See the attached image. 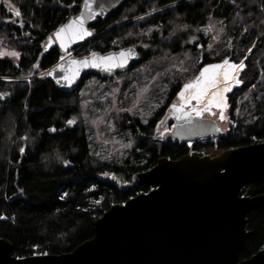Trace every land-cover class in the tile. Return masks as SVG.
<instances>
[{"label": "trees", "instance_id": "16d2710c", "mask_svg": "<svg viewBox=\"0 0 264 264\" xmlns=\"http://www.w3.org/2000/svg\"><path fill=\"white\" fill-rule=\"evenodd\" d=\"M79 4L0 0V47L19 55L16 64L0 57V238L12 244L18 258L72 251L93 237L94 221L111 205L147 192L133 183L136 172L150 169L161 157L176 160L190 153L185 144L161 143L155 137L165 105L145 123L126 113L120 124L121 116L114 117L116 127L133 138L132 150L112 158L90 152L89 125L80 119L77 94L61 92L39 76L60 59L57 49L41 53L43 39L74 15ZM207 25L212 32L205 30ZM91 29L95 38L78 55L138 47V61L124 73L134 71L139 89L147 90L145 107L156 98H174L203 66L226 59L242 62L241 85L227 94L233 128L193 151L216 147L221 152L264 142V0H127ZM36 73L28 80L12 78ZM118 74L87 75L82 83L87 78L105 83ZM130 85L135 86H123ZM135 96L125 104L132 105ZM240 193L264 194V179ZM246 217L252 235L240 259L263 246L264 203Z\"/></svg>", "mask_w": 264, "mask_h": 264}, {"label": "water", "instance_id": "95a60500", "mask_svg": "<svg viewBox=\"0 0 264 264\" xmlns=\"http://www.w3.org/2000/svg\"><path fill=\"white\" fill-rule=\"evenodd\" d=\"M125 1L80 0L78 11L41 43L43 55L57 49L61 57L41 78L69 93L87 75L106 77L129 70L138 61L134 46L75 55L94 38L91 26ZM171 119L175 123L164 138L180 143L226 133L217 121L177 110L173 104L165 109L159 126ZM262 179L264 142L217 155L192 151L176 160L161 157L132 177L134 184L149 190L111 205L94 221L92 238L67 253L23 258L15 257L12 244L0 238V264H264V243L251 257L240 259L252 235L246 216L264 203V194L240 192Z\"/></svg>", "mask_w": 264, "mask_h": 264}, {"label": "rangeland", "instance_id": "374dc122", "mask_svg": "<svg viewBox=\"0 0 264 264\" xmlns=\"http://www.w3.org/2000/svg\"><path fill=\"white\" fill-rule=\"evenodd\" d=\"M128 19V18H127ZM126 20V19H125ZM205 30L209 32L212 30L210 26L204 27ZM212 32V31H211ZM85 46V45H84ZM131 46V45H130ZM83 47V46H82ZM80 47V48H82ZM136 47V46H135ZM79 48V49H80ZM122 48V47H119ZM78 49V50H79ZM78 50L75 52L78 55ZM91 52H95L94 50H86L85 52L81 53V55H86ZM0 57L9 59L13 64H16L19 60V55L15 53L13 50H8L5 47H0ZM225 63H232L229 62L227 59L224 60L220 64L216 65H208L203 66L196 76L186 83H184L176 96L174 97V102L182 103L183 109L187 112H198V113H212L215 114L216 118L221 120L228 119L227 116V94H229L233 89L239 87L241 83L238 80L239 73L243 67L242 62L239 64H234V66H239L238 70V77H237V85L233 86L225 95V101L220 105H212L207 103L203 100L204 95L198 91L192 90L189 94L184 93V88L188 84H192L195 87L199 85L201 81H203V70L210 69L217 67L218 65L225 64ZM35 71H37L35 69ZM46 70L39 73L41 76ZM134 72V71H133ZM132 71L128 73L118 74L110 79L104 80L105 83L98 82L94 78H87L83 81L82 86L78 88L74 93L77 94V97L80 99L81 102V114L82 117L80 119L86 120V124H88V141L90 152L94 156L103 155V158L108 156L112 158L115 153H127L129 150L134 148V144L132 142L133 138L131 135L124 131L121 132L119 128L116 127L115 116L120 115L119 124L121 120L127 119L126 116L122 115L123 113L128 114L130 117H139L140 121L147 122L153 115L156 113L160 107L167 106V102L165 101L167 95L165 97L156 98L149 107H145L144 97L147 96V90L144 88L139 89L135 82V77ZM37 77V73L31 76H24V77H12L15 80L21 79H31ZM11 78V79H12ZM5 79H8L5 78ZM209 80L205 79V82ZM135 85L133 88L132 86L123 85L132 84ZM131 88V91H129ZM146 90V91H145ZM131 94V95H128ZM136 95V96H135ZM136 97V100L133 102L132 105L127 106L126 101L131 99L132 97ZM125 97V100H124ZM165 103V104H164ZM114 115V116H113ZM72 121L76 123L78 120L76 118H72ZM70 122V121H69ZM234 125L231 122V125ZM166 130L165 128H160L155 125L154 135L156 138H163V134ZM220 152L216 151L215 149L210 153V155H217ZM39 255V254H33Z\"/></svg>", "mask_w": 264, "mask_h": 264}, {"label": "bare ground", "instance_id": "6f19581e", "mask_svg": "<svg viewBox=\"0 0 264 264\" xmlns=\"http://www.w3.org/2000/svg\"><path fill=\"white\" fill-rule=\"evenodd\" d=\"M239 66L232 63H225L217 67L203 70V81L197 87L188 84L184 88V93L189 94L192 90L203 93V100L212 105H220L225 101L226 93L237 85ZM205 79L209 80L205 82ZM175 109L183 108V104L174 103Z\"/></svg>", "mask_w": 264, "mask_h": 264}, {"label": "flooded vegetation", "instance_id": "af4514ba", "mask_svg": "<svg viewBox=\"0 0 264 264\" xmlns=\"http://www.w3.org/2000/svg\"><path fill=\"white\" fill-rule=\"evenodd\" d=\"M124 72H121L120 74H123ZM165 101H167V106H165V108H164V110H163V112H162V114H161V116H160V118H159V120H158V122L155 124L156 125V128L157 127H160L159 126V123H160V120H161V118H162V115H163V113H164V111H165V109L168 107V106H170V105H172V104H174L175 102V100H174V98H172V99H170L169 101H168V97H166V99H165ZM189 114H192V115H199V116H201V117H203V118H207V119H213V120H215V121H217L218 123H219V125H220V127H221V129H223V128H225L226 129V133L223 135V136H225L226 134H228V133H230V131H231V129L233 128V124L231 125V120L230 119H223V120H221V119H219V118H216V116H215V114H212V113H196V112H194V111H191V112H188ZM151 119V118H150ZM131 120H133L132 118H131ZM134 121V120H133ZM135 122V121H134ZM174 123H175V121H174V119H171V120H169V121H167L166 123H165V125L162 127V128H165L166 127V130H165V132L166 131H168V130H170L171 128H172V126L174 125ZM128 124H129V122H128ZM161 128V127H160ZM161 128V129H162ZM154 132V131H153ZM164 132V133H165ZM218 137H220V136H218ZM218 137H215V138H199V139H197V140H194V141H192V142H182V143H180V142H178V141H173L172 139H166V138H164V135H163V138L161 139V138H157L161 143H170L171 145L172 144H185L186 145V147H188L189 149H190V151L189 152H192L194 149H195V146L196 147H198L199 145L201 146V145H203V146H206V145H208V144H210V143H214L215 142V140H216V138H218ZM214 149L216 150V147H214ZM213 149V150H214ZM213 150H208V149H199V150H196L197 152H199L200 154H210ZM144 188V187H143ZM147 189V191L149 190V188H146Z\"/></svg>", "mask_w": 264, "mask_h": 264}]
</instances>
